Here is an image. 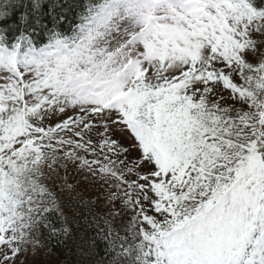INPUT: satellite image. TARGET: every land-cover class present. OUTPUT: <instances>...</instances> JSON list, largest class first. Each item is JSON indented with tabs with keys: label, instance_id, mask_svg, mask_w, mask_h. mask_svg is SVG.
<instances>
[{
	"label": "snow or ice",
	"instance_id": "6c2138e0",
	"mask_svg": "<svg viewBox=\"0 0 264 264\" xmlns=\"http://www.w3.org/2000/svg\"><path fill=\"white\" fill-rule=\"evenodd\" d=\"M28 7L0 10V264L81 229L107 264H264V0H99L70 34Z\"/></svg>",
	"mask_w": 264,
	"mask_h": 264
},
{
	"label": "trees",
	"instance_id": "16d2710c",
	"mask_svg": "<svg viewBox=\"0 0 264 264\" xmlns=\"http://www.w3.org/2000/svg\"><path fill=\"white\" fill-rule=\"evenodd\" d=\"M9 0H0V10H4L5 5ZM28 4V12L30 19V27L34 26L36 15L33 13L32 3L33 0H24ZM99 0H40V9L38 15L41 17V22L47 25V29L54 26L58 31L66 34H70L72 29L80 22L79 17L82 14H86L87 8L91 4H95ZM23 9H20L22 11ZM57 21L59 23L57 24ZM12 21L9 20L8 24ZM4 25H0L3 28ZM9 42H13L14 34L9 33ZM47 37L44 36L42 42H46ZM84 235V240H77L74 243L71 239L67 242L59 243L57 240L52 239L48 241L47 247L50 254L55 257V260L59 264H107L109 259L108 253L105 248L106 245L101 240H93L95 233L93 231L84 232L80 230ZM94 243V248L89 246ZM79 244V247H77Z\"/></svg>",
	"mask_w": 264,
	"mask_h": 264
},
{
	"label": "rangeland",
	"instance_id": "374dc122",
	"mask_svg": "<svg viewBox=\"0 0 264 264\" xmlns=\"http://www.w3.org/2000/svg\"><path fill=\"white\" fill-rule=\"evenodd\" d=\"M160 14H163L162 12ZM29 264H59L53 255L50 254V251L47 247L40 251L34 257H30Z\"/></svg>",
	"mask_w": 264,
	"mask_h": 264
}]
</instances>
